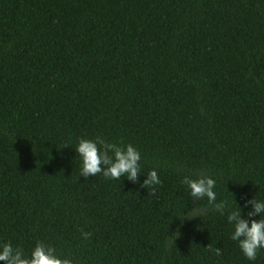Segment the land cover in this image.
<instances>
[{
  "label": "trees",
  "instance_id": "trees-1",
  "mask_svg": "<svg viewBox=\"0 0 264 264\" xmlns=\"http://www.w3.org/2000/svg\"><path fill=\"white\" fill-rule=\"evenodd\" d=\"M82 138L110 157L132 144L137 180L81 176ZM185 176L213 178L216 200L192 197ZM255 199L264 0H0V252L30 259L40 242L72 264H264L227 219L250 227L264 217L248 216Z\"/></svg>",
  "mask_w": 264,
  "mask_h": 264
},
{
  "label": "clouds",
  "instance_id": "clouds-1",
  "mask_svg": "<svg viewBox=\"0 0 264 264\" xmlns=\"http://www.w3.org/2000/svg\"><path fill=\"white\" fill-rule=\"evenodd\" d=\"M113 145H105L103 141L92 139H80L75 148L82 159L81 176H96L102 173L104 177L119 180L122 176L127 175L129 180L136 181L140 173V153L132 145L117 147L112 152L110 157L108 149ZM190 189L192 197L200 198L207 197L209 203L216 200V192L214 191L216 181L208 176H200L198 178H191L185 176L182 181ZM161 183L158 173L152 169L147 174V179L144 181V187H152L153 194L155 188L153 186ZM246 203H253V211L248 213V216H254L256 213L264 214V202L247 201ZM226 207V202L221 201L217 205V211L223 214V209ZM227 219L235 221L234 231L231 239L238 241L239 247L243 254L249 260H255L260 249L264 248V217L261 216L259 220H252L249 227L246 219H241L239 211H232L229 213ZM179 233L178 231L174 234ZM85 240L91 237V233H83ZM207 250L212 251L209 244ZM215 255L221 254L220 248H215ZM0 260L7 261L8 264H72L68 259H61L52 254V249L45 250L42 243L37 242L31 252V258L22 255V250L14 252L12 245L4 244L3 251L0 252Z\"/></svg>",
  "mask_w": 264,
  "mask_h": 264
}]
</instances>
